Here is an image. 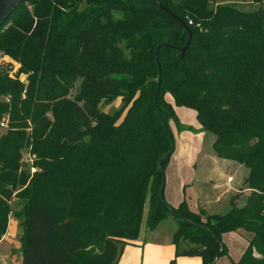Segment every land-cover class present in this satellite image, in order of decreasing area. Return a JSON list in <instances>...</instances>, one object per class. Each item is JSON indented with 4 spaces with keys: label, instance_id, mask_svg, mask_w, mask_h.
Here are the masks:
<instances>
[{
    "label": "trees",
    "instance_id": "1",
    "mask_svg": "<svg viewBox=\"0 0 264 264\" xmlns=\"http://www.w3.org/2000/svg\"><path fill=\"white\" fill-rule=\"evenodd\" d=\"M156 1L192 33L182 56L159 49L160 116L174 143L171 123L195 130L174 106L195 111L216 156L248 169L243 204L205 214L164 198L174 149L159 169L172 141L154 112V54L186 44L175 18L149 0H23L0 29V57L11 58L0 65V240L16 196L22 264H116L143 221L152 230L171 216L175 257L215 264L222 234L236 231L248 245L234 264H264V6ZM116 98L120 109L104 112Z\"/></svg>",
    "mask_w": 264,
    "mask_h": 264
},
{
    "label": "rangeland",
    "instance_id": "2",
    "mask_svg": "<svg viewBox=\"0 0 264 264\" xmlns=\"http://www.w3.org/2000/svg\"><path fill=\"white\" fill-rule=\"evenodd\" d=\"M227 1L229 3H234L236 7L246 11H253L258 9L259 6H264V2L255 3L251 1L249 2L248 0H226V2ZM9 60H11L9 57H0V65ZM22 78L25 79V76H22ZM121 104V100L116 98L111 103L103 105L102 109L104 112L112 114L120 109ZM171 126L173 130V123H171ZM6 129V126L0 124V135L5 132ZM204 133L205 134L200 139L199 147L193 151V154H195V163H184V166H180L181 162L177 158L178 153L181 150L178 149L177 135H175V151L165 167L164 198L170 203L169 200H173L172 194L174 195V192L177 191L178 194L175 193V197H173L177 198L178 196L180 201L177 204L185 200L189 209L194 212L203 210L205 214L217 213L223 215L230 209V200L232 197H235L234 201L236 205L243 204L245 196L247 192H249V189H247L244 184L248 169L241 165L235 166V164L217 157L212 147L214 135L210 132ZM191 142H194L193 138ZM189 149L190 148L183 151L186 153ZM26 154L28 153H25V155ZM26 158L29 157L26 156ZM29 165L30 162L27 163V167ZM220 172L232 174L234 177L232 184H224L222 181L223 176ZM181 175L184 177L182 184L180 182ZM228 180L231 182V177H228ZM216 184L219 185L216 186ZM11 204L13 213L10 215L7 231L0 240V264H22V237L24 235V228L22 225V218L16 216V213L22 209L24 202L15 196L11 201ZM146 208L147 203H145V209ZM168 218L169 219L159 222L156 226V231L148 234V236L145 234L146 227L144 221L142 222L141 233L143 234L140 236V239L143 240L145 237L146 239L151 237L152 240L147 243V245L152 246L154 255L160 251V248L166 242L169 244L172 243L170 235H173L177 229V223L170 217ZM222 241L225 244L227 251L218 257L215 264H234V262H237L241 258L248 245L247 240L236 231L223 233ZM154 259L155 261L152 262L146 254V258L144 257V264H169L171 259H175V263L177 264L176 257L174 256V245L172 258L169 261L164 262L163 260ZM122 263L123 260L119 262V264Z\"/></svg>",
    "mask_w": 264,
    "mask_h": 264
},
{
    "label": "crops",
    "instance_id": "3",
    "mask_svg": "<svg viewBox=\"0 0 264 264\" xmlns=\"http://www.w3.org/2000/svg\"><path fill=\"white\" fill-rule=\"evenodd\" d=\"M166 100L173 104V99L170 95L166 96ZM174 109H175V112H176V114H177V116H178V118L182 124H184L186 127L191 126L195 129V130L185 129V130L178 132L176 130L175 126L173 128L174 135H177V142L179 145L178 149L181 150L178 153L177 158L181 162L180 166H182V165L184 166V163L185 164H188V163L192 164L195 161L194 160L195 154H193V151L196 150L197 147H199L200 139L205 134L204 133L205 131H202L200 129V124L197 122L196 113L194 110L187 108V107H184V106H174ZM192 138H193L194 142H191ZM188 148H190L189 151L185 153V151H183V150H187ZM174 151H175V147H174ZM174 151H173V153H174ZM173 153H172V155H173ZM229 163H232V162H229ZM236 165L237 164H235V166ZM220 173L223 176L222 181L224 184H226V185L232 184V182L234 181V177L232 174H230V173L225 174L223 172H220ZM228 177H231V182L228 180ZM183 178L184 177L181 175L180 176L181 184L183 183ZM218 185L219 184H216V186H218ZM175 193H177V191L174 192V195L172 194L173 200H169V202L171 204H177L180 201L178 196H177V198H173V197H175ZM166 219H169V218H166ZM166 219H164V220H166ZM144 225H145V223H144ZM145 227H146V225H145ZM156 228L157 227L150 230L146 227L145 228V234H147V236H148V234L154 233L156 231ZM141 230H142V228H140L139 235L135 240L131 241L130 243H128L124 246L116 264H119V262L121 260H123L122 264H144V257L146 258V254H147L148 258L150 260H152V262L155 261L154 258H156V260H163L164 262L169 261L172 258V252H173L172 243L169 244L168 242H166L164 245H162V247L160 248V251L156 255H154V251L152 249V246L147 245V243H149L152 240L151 237L147 238V239L145 237V239H143V240L140 239V236L143 234V233H141ZM239 234H241V233H239ZM241 235L246 239V236H244L243 234H241ZM170 237L172 239V235H170ZM148 248H149V250H148ZM176 261H177V264H199L201 259L198 256H177Z\"/></svg>",
    "mask_w": 264,
    "mask_h": 264
},
{
    "label": "water",
    "instance_id": "4",
    "mask_svg": "<svg viewBox=\"0 0 264 264\" xmlns=\"http://www.w3.org/2000/svg\"><path fill=\"white\" fill-rule=\"evenodd\" d=\"M22 1L23 0H0V29L4 25V23L6 22V20L9 18V16L14 12V10L20 5V3ZM149 1H151L152 3L157 4L162 10H164L165 12H167L168 14H170L173 18H175L186 29V31L188 33L187 42H186V44L184 46L179 47V46H173L171 44H164V43H162V44H159L156 47L155 54H154L155 61H156L157 67H158L157 88H156V92H155V95H154V112L158 116V119L161 122V124L167 129V132L169 134V137H170V139L172 141V133L167 128L165 122L163 121L162 117L160 116L159 109H158V105H157L159 91H160V86H161V64H160L158 52H159V49L161 47L168 46V47H174L177 50H179L180 51V56H182L183 53L185 52V50H186V48H187V46H188L191 38H192V33H191V30H190V27L182 19H180L175 13H173L172 11H170L167 7H165L164 5L160 4L156 0H149ZM76 92L77 93H80L79 86H76ZM173 149H174V143L172 141L171 142V149H170V151H168L165 154L160 155L159 158H158L157 166H158L159 169L162 170V166L160 164V159L162 157L168 156L173 151ZM162 187H163V183L161 184L160 189H162ZM171 218H172V216H171Z\"/></svg>",
    "mask_w": 264,
    "mask_h": 264
},
{
    "label": "built area",
    "instance_id": "5",
    "mask_svg": "<svg viewBox=\"0 0 264 264\" xmlns=\"http://www.w3.org/2000/svg\"><path fill=\"white\" fill-rule=\"evenodd\" d=\"M1 125L2 126H6V120H3V122H1ZM25 160H26V162H31V158L30 157L26 158ZM31 170H32V172H35V171H37V168L36 167H31Z\"/></svg>",
    "mask_w": 264,
    "mask_h": 264
}]
</instances>
